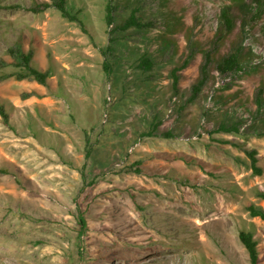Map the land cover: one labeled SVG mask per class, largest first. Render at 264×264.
<instances>
[{"label": "rangeland", "instance_id": "374dc122", "mask_svg": "<svg viewBox=\"0 0 264 264\" xmlns=\"http://www.w3.org/2000/svg\"><path fill=\"white\" fill-rule=\"evenodd\" d=\"M31 1L0 0V264H250L240 230L264 264V220L249 213L264 208V0H137L152 27L123 36L110 33L106 0H69L82 24L6 7ZM225 7L234 28L223 36ZM18 41L50 72L47 85L7 77ZM237 47L246 72L221 73ZM204 51L209 80L191 102ZM144 52L151 73L138 69ZM190 53L175 92L171 72ZM154 116L175 137L143 136ZM237 117L239 134L214 132Z\"/></svg>", "mask_w": 264, "mask_h": 264}, {"label": "trees", "instance_id": "16d2710c", "mask_svg": "<svg viewBox=\"0 0 264 264\" xmlns=\"http://www.w3.org/2000/svg\"><path fill=\"white\" fill-rule=\"evenodd\" d=\"M107 1V24L109 26L115 24L111 29L110 33L113 34L118 32L123 36V33L128 32L130 29H137L147 32L152 27L151 21H144L143 16L140 13L141 6L137 3V0H134L132 5L131 0H106ZM237 2V0H233ZM260 2V0H258ZM123 4L131 6L130 10L128 11L127 15L117 19V11ZM7 8H20V9H28L33 13H40L47 9L54 8L60 12L63 18L69 21H76L82 24L81 19L79 18V14L70 6L69 0H32L30 5H23V4H11L7 5ZM230 8L225 7L221 11V23H222V30L223 36L232 32L234 28L233 18L230 14ZM118 23L116 24V21ZM170 21V20H169ZM168 21V22H169ZM178 22V20H177ZM170 24V23H169ZM83 26V25H81ZM177 28V25H165V29L168 31H172L173 29ZM110 43L118 41L117 36L110 37ZM120 41V40H119ZM122 43V42H120ZM111 51V47L108 45L105 49H101L103 55L105 57L103 67L104 71L107 76H110L113 73V64L109 61L108 53ZM8 53L14 59V68L15 70L7 75V77H14L17 80H24V79H31L35 80L42 85H47L48 80L51 77V74L47 70H41L37 68L33 63L34 53L32 49L26 50L25 47L21 42H17L14 46L8 49ZM214 55V53H213ZM194 57V53H190L187 59L178 67H175L172 72L171 76L173 79L172 88L175 92L179 90V81L180 76L178 72L183 70L185 67L188 66L192 58ZM212 53L209 51H204V63L201 66L200 70V77L191 87V96L190 101L193 102L197 100V97L201 94L202 90L204 89L205 85L209 80V66L213 61ZM137 65L138 69L142 73H151L154 67V60L151 55L147 52L140 54L137 56ZM245 57L242 53V48L237 47L234 48L228 55L223 57L217 64L218 70L223 74H232L236 77L240 76L241 73L246 72V68L244 66ZM264 88V87H263ZM258 108L263 109L262 100H257ZM0 116L4 118L7 122L8 114L5 110V107L0 102ZM157 117L154 116L153 122L151 123L152 128L143 134V136H161L164 138H173L175 137L174 133L171 131H164L159 132L160 124L159 122L156 123ZM243 125V119L237 117L235 119H225L220 120L218 123V127L214 132H226V133H234L239 134L241 132V127ZM248 156L251 159V167L253 169V173L256 175H261L263 173V168L258 165V157L257 152L255 150H248ZM257 196L264 199V191H259ZM249 213L253 217H259L264 220V208L261 206H257L255 204H251L249 206ZM78 222L81 228L84 230L87 227V222L83 214H79ZM83 233V232H82ZM239 239L241 243L246 248L249 254V261L250 264H259V252H258V242L254 238V234L251 231L240 230L239 232Z\"/></svg>", "mask_w": 264, "mask_h": 264}]
</instances>
